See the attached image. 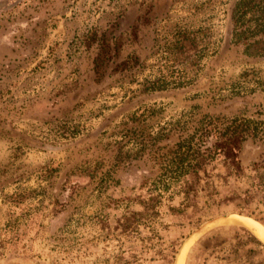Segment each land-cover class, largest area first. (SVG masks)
Returning a JSON list of instances; mask_svg holds the SVG:
<instances>
[{
    "label": "rangeland",
    "instance_id": "rangeland-1",
    "mask_svg": "<svg viewBox=\"0 0 264 264\" xmlns=\"http://www.w3.org/2000/svg\"><path fill=\"white\" fill-rule=\"evenodd\" d=\"M243 1L264 0H0V264H264L242 226L264 241V34L237 36ZM172 69L193 82L144 90ZM208 117L259 133L173 188ZM228 214L246 222L193 237Z\"/></svg>",
    "mask_w": 264,
    "mask_h": 264
},
{
    "label": "trees",
    "instance_id": "trees-1",
    "mask_svg": "<svg viewBox=\"0 0 264 264\" xmlns=\"http://www.w3.org/2000/svg\"><path fill=\"white\" fill-rule=\"evenodd\" d=\"M234 12L238 14L237 22H239V25H235L237 36L241 37L244 34H248L246 37L242 36L241 39L247 40L255 38L258 34H264V1L258 3L253 1L239 2L235 6ZM250 13L252 17L243 22L245 17ZM247 24H251V26H248L245 31H239L238 34L237 30L240 29V26L243 27ZM189 34L191 35L193 33L184 32L187 40L190 37ZM194 34L198 35L201 33L197 31ZM197 35L193 37L192 41L194 44L198 43ZM202 38L203 40L206 39L203 34ZM256 43L258 44L259 42L257 41ZM209 44V41H202V48L197 53L199 59L208 56L209 51L207 47ZM258 55L254 54L250 56ZM185 71L179 69L175 71V69H172L167 75H161L155 80L147 82L148 86L144 90L151 92L164 90L170 88V86L179 88L190 85L193 82V78L190 77V72L187 71L185 73ZM253 125V122L247 119L240 120L234 118L229 120L219 117L205 118L194 134L187 135V138L183 139L181 143H177L175 161L171 162L170 167L172 175L175 176L171 186L176 188L179 178L191 172L197 174L200 169L205 168L208 163L214 161L222 152H225L228 158H233L236 148H239L248 138L253 139L258 135L259 131H256L257 129ZM211 137L215 138V142L209 147L207 146V139ZM164 191L169 192V187ZM176 191H179V189H176ZM253 219L259 223L264 222L261 220L262 218L257 219L253 217Z\"/></svg>",
    "mask_w": 264,
    "mask_h": 264
},
{
    "label": "water",
    "instance_id": "water-1",
    "mask_svg": "<svg viewBox=\"0 0 264 264\" xmlns=\"http://www.w3.org/2000/svg\"><path fill=\"white\" fill-rule=\"evenodd\" d=\"M230 217H235L236 219H238V217H241L239 215H222V216H218L210 221H208L205 225L201 226L196 232L195 234H193V237H196L201 231H203L204 229L208 228L209 226L219 222L220 220H223V219H228ZM246 230H248L258 241H260L262 244H264V241L260 240L255 234L254 232L249 229L248 227H246L245 225H242Z\"/></svg>",
    "mask_w": 264,
    "mask_h": 264
},
{
    "label": "bare ground",
    "instance_id": "bare-ground-1",
    "mask_svg": "<svg viewBox=\"0 0 264 264\" xmlns=\"http://www.w3.org/2000/svg\"><path fill=\"white\" fill-rule=\"evenodd\" d=\"M230 220H236V221H238V222H240V223H245L246 222V219L244 218V217H238V219H235L234 217H230V218H228V219H224V220H222V221H219V222H217L215 225H217V224H219V223H221V222H224V221H230ZM230 222H233V221H230ZM247 223L252 227V228H254L255 230H257L258 232H259V229H258V227L255 225V224H253V223H251V222H249V221H247ZM247 227V226H246ZM255 234V233H254ZM256 235V234H255ZM257 236V235H256ZM258 237V236H257ZM263 237V236H262ZM259 238V237H258ZM264 238V237H263ZM260 239V238H259ZM261 240V239H260ZM184 250V249H183ZM183 250L181 251V253L178 255V259H177V263L176 264H183V258H181L182 257V254H183ZM185 251V250H184ZM183 257H184V255H183Z\"/></svg>",
    "mask_w": 264,
    "mask_h": 264
}]
</instances>
